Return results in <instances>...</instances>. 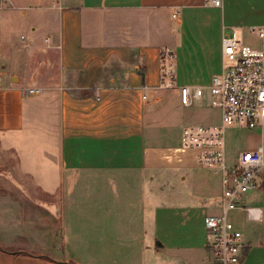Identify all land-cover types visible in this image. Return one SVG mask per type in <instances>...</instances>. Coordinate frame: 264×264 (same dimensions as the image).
<instances>
[{"label":"crops","instance_id":"obj_1","mask_svg":"<svg viewBox=\"0 0 264 264\" xmlns=\"http://www.w3.org/2000/svg\"><path fill=\"white\" fill-rule=\"evenodd\" d=\"M7 2L21 27L0 36V264H213L203 216L218 212L219 178L191 155L165 159L181 130L161 145L156 102L220 71L225 24L210 20L224 0ZM164 47L173 88L159 86ZM26 128L41 144L23 156ZM256 191L242 200L256 219L231 211L241 264H264Z\"/></svg>","mask_w":264,"mask_h":264},{"label":"built area","instance_id":"obj_2","mask_svg":"<svg viewBox=\"0 0 264 264\" xmlns=\"http://www.w3.org/2000/svg\"><path fill=\"white\" fill-rule=\"evenodd\" d=\"M215 7L221 0H205ZM173 17L176 16L174 13ZM221 36V69L210 77L207 85L179 87L180 102L191 107L204 99L206 90L212 95L211 104L220 116L217 124H187L181 129L180 143L168 150L166 160H182L191 155L195 163L210 169L219 178L220 194L216 200L218 212L203 216L206 233L205 246L213 264H241L244 241L242 232L229 218L236 209L245 210L256 219L253 208L243 205V197L264 184V145L240 150L228 157L225 131L230 126L250 130H264V23L239 27ZM243 32L257 43H245ZM170 47L159 51V86L173 88L174 75ZM2 73L0 72V80ZM28 93L39 94L40 88H28ZM145 97V96H144Z\"/></svg>","mask_w":264,"mask_h":264},{"label":"rangeland","instance_id":"obj_3","mask_svg":"<svg viewBox=\"0 0 264 264\" xmlns=\"http://www.w3.org/2000/svg\"><path fill=\"white\" fill-rule=\"evenodd\" d=\"M9 5L7 0H0V36L7 35L9 29L16 30L21 27V10L12 9ZM29 11L31 10L27 12ZM210 22L215 23L217 30L225 24L223 27L224 32L229 34L235 28L239 38V34L241 33L239 27H243V30H245L250 25L264 23V0H224L223 9H220L216 14H211ZM242 39L245 43H257V40L246 32H243ZM4 69L0 67L2 74L5 72ZM5 77L7 78V76ZM13 81H17L16 77L13 78ZM163 90L161 99L156 102V106L160 109L159 119L161 121L159 127L166 133V137L162 139L163 143L161 145L164 146L172 142V140L174 141L177 132L184 125H196L199 123L217 124L220 122L219 112L211 104L212 95L209 90L205 91L202 101L194 103L191 107H184L180 102V96L175 95L171 89ZM224 137L229 158H232L237 151L253 149L260 144L264 145V130H250L244 127L230 126L226 129ZM40 141L41 135L36 132L33 134L27 128L25 132L22 131L14 137V144H18L21 147L23 156H26L24 153L29 151L27 149L29 144H41ZM1 155L10 157L12 162L15 161L12 153ZM258 190H254L258 192V196L262 199L258 204L264 205V184ZM230 213L229 218L235 222H239V217L234 214V217H232V213Z\"/></svg>","mask_w":264,"mask_h":264}]
</instances>
